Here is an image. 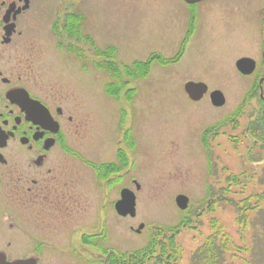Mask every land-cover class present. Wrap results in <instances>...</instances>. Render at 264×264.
I'll return each instance as SVG.
<instances>
[{
  "label": "rangeland",
  "instance_id": "rangeland-1",
  "mask_svg": "<svg viewBox=\"0 0 264 264\" xmlns=\"http://www.w3.org/2000/svg\"><path fill=\"white\" fill-rule=\"evenodd\" d=\"M36 4L39 14L26 36L34 47L26 51L38 81L34 92L55 91L74 118L78 157L71 166L82 179L76 193L86 197L81 216L88 234L97 232L99 215V252L13 253L0 239L8 259L92 264L99 257L107 264L147 252L144 264H264V146L249 154L253 140L245 133L259 97L246 91L254 78L240 77L235 66L242 57L262 64L264 0H206L198 7L183 0ZM110 47L116 53L108 59ZM154 54L162 61L155 60L146 76L125 72ZM106 61L117 67L108 71ZM201 81L209 92L194 103L185 85ZM111 83L119 86L114 95L106 91ZM214 90L226 98L219 110L210 101ZM237 111L228 128L207 140L201 136L204 127ZM120 153L127 161L123 172L96 173L97 165L120 166ZM124 188L136 195L135 218L116 213ZM214 192L217 201L208 195ZM180 195L190 200L186 211L176 204Z\"/></svg>",
  "mask_w": 264,
  "mask_h": 264
},
{
  "label": "flooded vegetation",
  "instance_id": "flooded-vegetation-1",
  "mask_svg": "<svg viewBox=\"0 0 264 264\" xmlns=\"http://www.w3.org/2000/svg\"><path fill=\"white\" fill-rule=\"evenodd\" d=\"M205 1L189 6L198 7ZM38 14L36 0H0V239L13 253L30 250L35 254L46 251L84 254L88 248L99 252V215L94 223L97 232L94 233L95 228L94 234H88L87 219L85 214L81 216L86 212V197L84 192L76 193L82 179L81 172L71 166L78 157L73 150L76 141L71 138L70 123L74 118L65 114L63 99L55 91L34 92L38 81L32 59L26 57V51L34 47L26 36ZM260 14L263 20L259 29L264 44V15L262 11ZM242 58L256 63L251 75L241 74L236 67L240 77L254 78V84L246 91L251 95L258 92L259 97L254 109L256 117L245 131L253 140L251 154L264 146V50L262 64L257 57ZM207 88L209 92V85ZM207 94L192 102L200 103ZM225 105L226 102L222 107L212 104L218 110ZM239 109H243L242 104ZM239 114L240 111L226 112L220 122L204 127L201 136L205 140L211 135L215 137ZM205 140L204 149L208 150ZM133 183L136 190L141 189L135 180ZM208 195L212 196L211 201H217L215 192ZM1 240L0 264L16 262L8 259ZM11 241L16 245L12 246ZM32 259L39 264L38 257ZM92 264H99V257Z\"/></svg>",
  "mask_w": 264,
  "mask_h": 264
},
{
  "label": "water",
  "instance_id": "water-1",
  "mask_svg": "<svg viewBox=\"0 0 264 264\" xmlns=\"http://www.w3.org/2000/svg\"><path fill=\"white\" fill-rule=\"evenodd\" d=\"M188 5H194L200 3L204 0H183ZM236 67L238 71L243 75H251L256 68V63L254 60L250 58H242L237 61ZM186 94L189 98L195 102L200 101L204 95L208 92L207 85L203 83H194L189 82L185 85ZM210 100L215 107H222L225 102V96L220 91H214L210 94ZM176 204L178 208L182 211H185L189 207V198L180 195L176 199ZM136 196L135 193L130 191L129 189H123L121 191V199L115 204L116 213L121 217H131L135 218L137 215L136 209ZM144 229V225H141L136 233H140ZM2 258V257H1ZM2 260V259H1ZM7 264H37L35 260H20L14 263H7Z\"/></svg>",
  "mask_w": 264,
  "mask_h": 264
},
{
  "label": "trees",
  "instance_id": "trees-1",
  "mask_svg": "<svg viewBox=\"0 0 264 264\" xmlns=\"http://www.w3.org/2000/svg\"><path fill=\"white\" fill-rule=\"evenodd\" d=\"M67 20H74V18L71 17H67ZM76 20V19H75ZM75 22V21H74ZM76 22H79V20H76ZM76 22L74 24H76ZM116 53V49L114 47H110L106 50V57H108V59L113 58V55ZM160 58H162V56L160 55H152L151 58L149 59L148 62H136L134 63V68L132 69L131 67H127L125 68V72L126 73H130V76H133L134 78H137L140 76V74L142 75H147L148 74V70L151 67L150 65H152V63L155 60H159L162 61ZM112 60V59H111ZM107 64H105V66L108 68V71H111V69L116 68L117 66L110 62V61H106ZM114 64V65H112ZM112 67V68H111ZM131 68V69H130ZM116 83H111L108 85L106 91L109 95H114L112 88H114L115 90H119V86H116ZM122 85H120L121 87ZM95 167V166H94ZM126 167V163H125V158L124 155L120 156V166L118 165H112V164H104V165H100V169L99 166H96V171L99 174V170H102L103 172H107V175L109 174H114V173H119L121 171L122 168ZM174 231V230H173ZM159 234V233H158ZM160 235V234H159ZM174 236V234H173ZM173 239V237H172ZM150 253L147 252H137L135 254H133L132 256L127 255V257L129 256V258H131L132 260L129 261V259L126 260V258L124 257V254H122L121 256V260H119L120 258H112L110 259L109 263L110 264H144L145 258L146 256H148ZM107 262V264H109Z\"/></svg>",
  "mask_w": 264,
  "mask_h": 264
}]
</instances>
